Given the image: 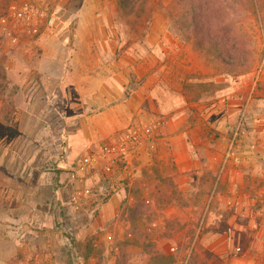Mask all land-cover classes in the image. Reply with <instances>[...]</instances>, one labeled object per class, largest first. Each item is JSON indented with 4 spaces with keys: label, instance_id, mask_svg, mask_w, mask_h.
<instances>
[{
    "label": "rangeland",
    "instance_id": "rangeland-1",
    "mask_svg": "<svg viewBox=\"0 0 264 264\" xmlns=\"http://www.w3.org/2000/svg\"><path fill=\"white\" fill-rule=\"evenodd\" d=\"M146 5L0 0V264H264V0Z\"/></svg>",
    "mask_w": 264,
    "mask_h": 264
},
{
    "label": "trees",
    "instance_id": "trees-1",
    "mask_svg": "<svg viewBox=\"0 0 264 264\" xmlns=\"http://www.w3.org/2000/svg\"><path fill=\"white\" fill-rule=\"evenodd\" d=\"M147 1L148 0H118V9L123 14H131L133 12L146 13ZM197 10L199 12V16L205 18V22H208L205 28L204 26L201 25L200 21L197 26V31H198L200 38L202 40H205L206 39L205 34L207 33V34L213 35L211 31L213 29L215 31V29L220 28L223 20L220 17H212V16L207 17V14L204 13V11L201 10L200 7H197ZM204 10L206 11L207 8L205 7ZM218 35L219 34H216L214 36H217L216 38L219 39ZM216 38L209 37L207 42L206 41L204 42L205 44H209L212 46L220 45V47L212 49V52L214 53V57L222 61L225 65L241 66L242 62H241V57L238 51H236L233 46H229V45L227 46L226 41L219 39L222 42L221 43Z\"/></svg>",
    "mask_w": 264,
    "mask_h": 264
},
{
    "label": "built area",
    "instance_id": "built-area-1",
    "mask_svg": "<svg viewBox=\"0 0 264 264\" xmlns=\"http://www.w3.org/2000/svg\"><path fill=\"white\" fill-rule=\"evenodd\" d=\"M12 15L21 16V12L15 8L12 4L10 6ZM144 135V131L138 125H131L125 131L119 133L113 140L112 143L105 144L101 147L100 151L102 154L115 151L116 153L123 154L129 147L134 146L140 141ZM114 143V144H113Z\"/></svg>",
    "mask_w": 264,
    "mask_h": 264
},
{
    "label": "crops",
    "instance_id": "crops-1",
    "mask_svg": "<svg viewBox=\"0 0 264 264\" xmlns=\"http://www.w3.org/2000/svg\"><path fill=\"white\" fill-rule=\"evenodd\" d=\"M130 114H131V113H130ZM130 114L123 115L122 117H119V118H121L124 122H127V121L129 120ZM115 119H117V118H115ZM118 122H119V120H118ZM182 135L185 136L184 133H182ZM183 160H184V162H183L181 165H179V166H181V167H183L185 164L189 165L190 163L195 162V160H193V159H192L190 156H188V155H185V157L183 158ZM177 162L179 163V160H177ZM185 167H188V166H185ZM263 178H264V175H263ZM258 194H259V195L261 194L260 197L263 199V202H264V188H263ZM247 201H248V199L245 200V202H247ZM261 202H262V200H261Z\"/></svg>",
    "mask_w": 264,
    "mask_h": 264
}]
</instances>
